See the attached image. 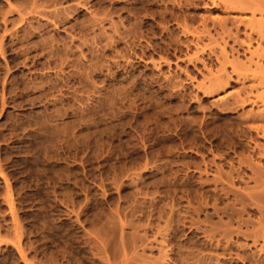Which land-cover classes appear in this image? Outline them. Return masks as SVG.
Returning a JSON list of instances; mask_svg holds the SVG:
<instances>
[{"label":"rangeland","instance_id":"374dc122","mask_svg":"<svg viewBox=\"0 0 264 264\" xmlns=\"http://www.w3.org/2000/svg\"><path fill=\"white\" fill-rule=\"evenodd\" d=\"M224 1L0 0V264H264V10Z\"/></svg>","mask_w":264,"mask_h":264},{"label":"bare ground","instance_id":"6f19581e","mask_svg":"<svg viewBox=\"0 0 264 264\" xmlns=\"http://www.w3.org/2000/svg\"><path fill=\"white\" fill-rule=\"evenodd\" d=\"M173 2H176V4H178L179 6L180 5H182L181 4V0H172ZM235 1H237V0H235ZM239 1H241V0H239ZM244 0H242V2L241 3H245V1L243 2ZM250 2L252 1V0H249ZM249 1H246V3H248L249 5L248 6H242L241 8H245V9H247L248 8V10H249V8L252 10V12H256V10H258V11H261V13L263 12V10H264V0H253L251 3H249ZM85 2V1H84ZM155 2V1H154ZM189 2V1H188ZM86 3V2H85ZM147 3H148V1H147ZM211 3L214 5V6H221V8H223V9H225V10H227V9H236V8H240V4L238 5V4H235V2L233 3V2H230V3H228V2H225L224 0H211ZM238 3V2H237ZM151 4H152V1H151ZM172 4H174V3H172ZM84 5V7L86 8L87 7V5L86 4H83ZM185 5V4H184ZM36 6V5H35ZM239 6V7H238ZM87 9V8H86ZM246 11V10H245ZM59 13V12H58ZM260 13V12H259ZM229 19V18H228ZM231 19V18H230ZM229 19V20H230ZM233 19V18H232ZM234 19H236V17H234ZM221 19H218L217 21L219 22ZM238 20V19H237ZM236 20V21H237ZM243 20V19H242ZM247 20V19H246ZM228 21V20H227ZM231 21V20H230ZM235 21V20H234ZM241 21V20H240ZM255 21V20H254ZM217 22V24H218V27H219V25H220V29L222 30V32H225V33H231L230 31H229V28H226V26H224V24H225V22L224 21H220L219 23ZM232 23H233V21H231ZM248 22V21H247ZM224 23V24H223ZM235 23V22H234ZM233 23V24H234ZM242 23V22H241ZM240 23V24H241ZM244 23V22H243ZM202 24H204L205 25V22L204 23H202ZM216 24V23H215ZM232 24V25H233ZM213 25V24H212ZM251 26H252V24H250ZM249 25V26H250ZM183 26H184V24H183ZM188 26V25H187ZM250 26V27H251ZM185 27V26H184ZM215 27V26H214ZM233 27V26H232ZM192 28V27H191ZM205 29V28H204ZM188 30H189V28H186L185 29V31H187L188 32ZM196 30V29H195ZM204 31H206V30H203L202 29V32H204ZM216 31V30H215ZM227 31H229V32H227ZM239 31V30H238ZM189 32H191V30L189 31ZM194 32V31H193ZM260 32V31H259ZM197 33H199V32H197ZM219 33V32H218ZM258 33V32H257ZM189 34V33H188ZM195 34V33H194ZM201 34V33H200ZM196 35V37H197V39H200V38H202V37H199V36H201V35H199V34H195ZM218 35V34H217ZM229 36H230V34H228ZM227 35V36H228ZM232 35V34H231ZM193 36V35H192ZM204 36V35H203ZM206 37V36H205ZM259 37H261V36H259ZM210 40V39H209ZM212 40H213V38H212ZM223 41H224V39H223ZM241 41V40H240ZM239 41V42H240ZM176 42V41H175ZM209 42V41H208ZM235 42V41H234ZM196 43H197V41H196ZM241 43H243V42H241ZM241 45V44H240ZM189 46V45H188ZM240 47V46H239ZM223 63V62H222ZM221 69V68H220ZM220 76H222V75H220ZM222 78V77H221ZM217 79V78H216ZM225 80V79H224ZM214 81V80H213ZM215 82H216V80H215ZM214 84V85H213ZM213 86L212 87H210L211 89H209L210 90V92L212 91V90H216V89H218V87L222 84V82L221 81H217L216 82V84L213 82ZM210 85V84H209ZM244 85V84H243ZM223 86V85H222ZM253 86L254 85H249V86H245V87H243L242 88V90H245V88H247V87H249V90L248 91H244L245 92V96L244 97H242V98H235L234 99V108L237 106V105H243L244 103H246V102H251V103H257V102H264V93H254L253 92ZM208 90V91H209ZM224 101V100H223ZM224 103V102H223ZM225 103H226V101H225ZM232 109H233V107H232ZM251 112V111H250ZM249 120H257V119H264V109H262L261 111L259 110V111H257V112H251V114L247 117ZM251 128H253L254 130H255V132L257 133V134H259L260 136H262V137H264V125L263 124H258V125H252L251 126ZM261 155H264V149H263V151L261 150ZM261 179V178H260ZM258 180V179H257ZM256 180V181H257ZM262 180H258L257 181V183L258 182H260V183H262L261 182ZM264 193V192H263ZM261 194L262 195V198H261V200L260 201H262L263 200V202H264V194ZM261 195H259V196H261ZM260 198V197H259ZM257 199V198H256ZM264 204V203H263ZM261 205V206H264V205ZM264 208V207H263ZM264 220V219H263ZM261 221V220H260ZM264 225V224H263ZM261 229V228H260ZM257 230V231H255V232H253L252 233V238L254 239V242L257 240V237L258 236H260V237H264V227H262V229L261 230Z\"/></svg>","mask_w":264,"mask_h":264}]
</instances>
